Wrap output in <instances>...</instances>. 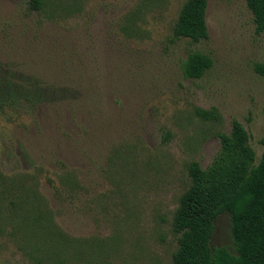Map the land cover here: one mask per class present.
I'll return each instance as SVG.
<instances>
[{"label":"rangeland","instance_id":"374dc122","mask_svg":"<svg viewBox=\"0 0 264 264\" xmlns=\"http://www.w3.org/2000/svg\"><path fill=\"white\" fill-rule=\"evenodd\" d=\"M30 1L0 0L2 74L42 89L0 111V264H173L190 164L209 168L234 121L264 150L247 1L208 0L200 43L174 40L188 0ZM194 52L213 60L200 79ZM214 224L211 247L237 255L230 214Z\"/></svg>","mask_w":264,"mask_h":264},{"label":"trees","instance_id":"16d2710c","mask_svg":"<svg viewBox=\"0 0 264 264\" xmlns=\"http://www.w3.org/2000/svg\"><path fill=\"white\" fill-rule=\"evenodd\" d=\"M254 15L256 32L264 35V0H246ZM30 6L39 11L41 0H31ZM208 0H188L181 9L173 36L200 43L209 36L207 27ZM213 66L210 56L201 52L189 54L182 69L186 78L200 79ZM255 71L264 77V64ZM14 76L0 68V111L20 103L42 99L39 82L26 92L13 84ZM20 100V101H19ZM201 116L209 118L210 113ZM244 126L234 121L229 134L220 135L221 150L207 169L198 162L189 166L190 188L180 199L174 215L173 231L178 238V250L173 264H264V150L260 160L250 144ZM264 146V139L261 140ZM231 217V233L238 252L227 248H212L215 221L222 214Z\"/></svg>","mask_w":264,"mask_h":264}]
</instances>
